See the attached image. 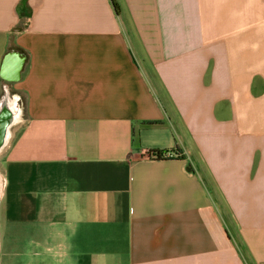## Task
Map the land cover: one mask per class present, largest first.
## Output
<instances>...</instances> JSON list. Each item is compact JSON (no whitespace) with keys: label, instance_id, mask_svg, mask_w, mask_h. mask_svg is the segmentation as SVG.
<instances>
[{"label":"crops","instance_id":"0c3cea01","mask_svg":"<svg viewBox=\"0 0 264 264\" xmlns=\"http://www.w3.org/2000/svg\"><path fill=\"white\" fill-rule=\"evenodd\" d=\"M4 104L0 264H264V0H0Z\"/></svg>","mask_w":264,"mask_h":264},{"label":"water","instance_id":"95a60500","mask_svg":"<svg viewBox=\"0 0 264 264\" xmlns=\"http://www.w3.org/2000/svg\"><path fill=\"white\" fill-rule=\"evenodd\" d=\"M13 123V115L4 104L0 107V149L4 144L7 130Z\"/></svg>","mask_w":264,"mask_h":264},{"label":"bare ground","instance_id":"6f19581e","mask_svg":"<svg viewBox=\"0 0 264 264\" xmlns=\"http://www.w3.org/2000/svg\"><path fill=\"white\" fill-rule=\"evenodd\" d=\"M9 106L13 111L14 114V123L18 124L21 121V115H22V108L19 104V101L17 99H14L13 101H9ZM11 136V132L10 130H8L7 136H6V142L9 140ZM1 190H2V178L0 177V194H1Z\"/></svg>","mask_w":264,"mask_h":264},{"label":"trees","instance_id":"16d2710c","mask_svg":"<svg viewBox=\"0 0 264 264\" xmlns=\"http://www.w3.org/2000/svg\"><path fill=\"white\" fill-rule=\"evenodd\" d=\"M116 6V9L119 10V7L117 6V4H114ZM150 124H154V123H150ZM165 151H159V152H150L152 155L156 156V159H160Z\"/></svg>","mask_w":264,"mask_h":264},{"label":"rangeland","instance_id":"374dc122","mask_svg":"<svg viewBox=\"0 0 264 264\" xmlns=\"http://www.w3.org/2000/svg\"><path fill=\"white\" fill-rule=\"evenodd\" d=\"M24 103H25L24 98L22 96H20V98H19V104H20V106L22 108V112L24 111Z\"/></svg>","mask_w":264,"mask_h":264},{"label":"built area","instance_id":"2783aa9c","mask_svg":"<svg viewBox=\"0 0 264 264\" xmlns=\"http://www.w3.org/2000/svg\"><path fill=\"white\" fill-rule=\"evenodd\" d=\"M147 156L152 157V158H156V156L152 155L151 153H147Z\"/></svg>","mask_w":264,"mask_h":264}]
</instances>
